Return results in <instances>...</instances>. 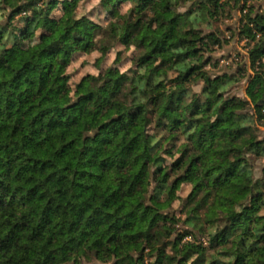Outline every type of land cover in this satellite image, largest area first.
<instances>
[{
  "label": "clouds",
  "instance_id": "clouds-1",
  "mask_svg": "<svg viewBox=\"0 0 264 264\" xmlns=\"http://www.w3.org/2000/svg\"><path fill=\"white\" fill-rule=\"evenodd\" d=\"M65 3L72 5L68 11H64ZM218 4L217 11V0H154L152 6L140 12L139 0H123L118 8L108 0H57L56 7L51 10L49 0H0V26L7 23L13 8L20 5L25 6L26 10L15 17L13 24L34 15L39 16L40 20H57L49 43L59 41L77 22L89 28L95 26L91 38L83 37L86 43L74 48L66 60V66L58 73L65 82L58 98L59 106L67 108L75 105L88 92L104 88L110 82V74H114L117 80L124 78L120 81L123 87L119 93L104 98L102 104L89 103L88 115L91 118L85 119L82 126L78 127L73 140L80 141L79 151L89 142L95 141L101 124L110 125L123 115L120 126L130 130L127 135L114 138L106 149L113 159L105 157V160L107 163L115 162L118 166L120 161L116 158L122 143L133 136L148 137L146 142L142 141L133 159L143 161L149 155L153 158L159 156L164 163L153 162L149 167L148 179L141 194L146 204L151 203L146 198L156 188L152 173L157 167L169 172L170 188L172 181L185 174L183 168L172 173V165L181 159L186 150L188 154L199 153L197 142L202 145L209 139L202 132H211L215 137L209 154L204 157L206 163L198 173L203 177L204 185H211L209 215L202 217L199 226L184 224L187 219L183 214L184 202L198 181L180 183L174 196L168 197L161 209L174 215L178 222L176 230L171 235L162 236L156 247L167 242L166 254L175 259L183 255L185 246L196 248L202 245L207 249L211 239L228 226V218L241 214L244 207L251 204L252 192L247 189L255 191L253 186L257 182L264 183V119L261 118L264 107L257 111L256 104L260 102V97L253 100L248 92L250 81L257 74L264 79V58L253 63L251 55L258 45L264 48V33L256 27L258 21H264V0H218ZM109 11H115L116 14L110 16ZM138 20H141L143 27L125 41L123 37L126 31L131 30ZM19 27H23V23ZM33 28L29 40H20L26 46L23 54H16L13 62L5 63V68L0 69V84L9 83L12 75L24 64L36 65L39 62L41 50L47 47L41 39L46 29L40 25H33ZM165 34L172 37L165 45L167 51L161 55L154 54V59L141 63V57L151 51L153 42H161ZM78 35L79 31L72 32L70 38ZM13 40L14 37L9 34L0 39V60H4L6 53L12 51ZM217 78L222 82L213 87L210 82ZM85 84L83 90L78 87ZM97 97H100L98 91ZM233 98L245 106H233L229 112L223 113L222 109ZM153 100L156 103H152ZM164 107L176 108L173 116L184 122L179 131L169 133L157 128L156 120ZM137 109H141L142 114H137L133 119L132 113ZM222 116L226 120L229 116L231 119L219 128L209 127L216 125ZM126 121H132V124H126ZM171 123L168 117L161 120L162 125ZM241 129L247 131L233 140V134ZM220 131L227 133L222 139ZM172 135L176 136L175 140L171 138ZM158 144L162 147L156 151ZM165 149L171 151V155L166 154ZM237 161H241L237 176L227 177L225 172L224 176H220L225 187L220 188L214 183L215 177ZM209 169L214 174L211 180L204 176ZM131 170L132 165L129 164L124 172L127 174ZM123 182L118 173L110 174L100 187L101 195L114 191ZM27 211L22 209L17 215ZM257 216L261 223L253 226L250 235L243 231L236 233L227 246L222 245L216 250L207 264H211L212 259L219 261V264H234L238 255H247L253 247L257 251L247 256L246 264H264V242L257 243L258 236L264 234L259 231L264 227V209ZM184 228L192 229L193 235L185 236L180 248L176 249L172 244ZM201 228L203 231H200ZM142 230L146 231L147 225ZM145 250L150 255L145 258L144 264H156L155 253L147 247ZM85 252L88 257L93 256L87 248ZM138 255L137 248H122L119 257L113 254L110 258L106 255L105 259L106 264H113V261L127 256L135 260ZM199 259L200 253L193 252L185 264H196ZM63 264H88V261L78 250L75 254L69 253ZM92 264L101 262L93 260Z\"/></svg>",
  "mask_w": 264,
  "mask_h": 264
},
{
  "label": "trees",
  "instance_id": "trees-1",
  "mask_svg": "<svg viewBox=\"0 0 264 264\" xmlns=\"http://www.w3.org/2000/svg\"><path fill=\"white\" fill-rule=\"evenodd\" d=\"M56 2L57 0H49L50 10ZM108 2L118 8L123 0ZM153 4L154 0H139L140 12ZM71 7L72 5L66 4L64 11ZM25 10L23 5L14 7L7 23L0 26V39L5 34L14 37L13 49L6 53L4 60H0V69L5 68V63L13 62L16 54H23L26 46L20 40L31 38L33 25L46 29L41 39L47 47L41 50L36 65L24 64L12 75L9 83L0 84V264H63L69 253L75 254L78 250L86 256L88 264H92L93 260L106 264V255L108 258L113 254L119 257L122 248H137L139 255L135 260L130 256L117 259L113 264H144L145 258L150 255L145 250L146 247L155 253L156 264H185L193 252L200 253L196 264H207L216 250L222 245L227 246L236 233L243 231L250 235L253 226L260 225L257 213L264 209V183L257 182L253 186L255 191L247 189L252 192L251 204L245 206L241 214L228 218V226L211 239L207 249L202 245L196 248L185 246L183 255L175 259L166 254L167 242L156 247L162 236L171 235L176 230V217L161 209L167 198L174 196L180 183L198 181L196 188L184 202L183 214L187 216L184 224L199 226L202 217L209 215L211 185H204V179L198 173L206 163L204 157L209 154L215 137L211 132H202L209 139L202 145L197 142L199 153L188 154L186 150L181 159L172 165V173L183 168L185 174L172 181L170 188L169 172L157 167L152 173L156 188L146 198L151 203L146 204L141 194L148 179L149 167L153 162L164 163L159 156L153 158L149 155L143 161L133 159L141 148L142 141L146 142L148 137L133 136L122 143L116 158L120 161L118 166L115 162L107 163L105 160V157L113 159L106 149L114 138L127 135L130 130L120 126L119 121L124 120L123 115L110 125L101 124L95 141L89 142L79 151L80 141L73 140L78 127L82 126L85 119L91 118L88 115L89 103L102 104L104 98H110L112 93H119L123 87L120 81L124 78L117 80L114 74H110V82L104 88L88 92L75 105L67 108L59 106L58 98L64 90L65 82L58 73L66 66V60L74 48L86 43L83 37L91 38L96 30L95 26L89 28L77 22L59 41L49 43L58 21L46 18L40 20L39 16L34 15L13 24L15 17ZM115 14V11H109L110 16ZM141 20L126 31L123 37L125 41L130 39L133 32L143 27ZM20 23H23V27H19ZM256 27L264 33V21H258ZM9 29L12 31L9 32ZM77 31L80 35L70 38V34ZM171 39L170 34H165L161 42H153L151 51L141 57L140 62L144 63L154 59L155 55L164 54L167 51L165 45ZM251 55L255 63L264 58V48L258 45ZM221 82L217 78L210 83L215 87ZM53 84L56 85L55 88L52 87ZM78 87L83 90L86 84ZM97 91L100 93L99 98ZM248 92L253 100L260 97V102L256 104L259 111L264 107V96H261L264 93V79L259 74L250 81ZM151 102L156 103L155 100ZM237 105L245 106L233 98L222 112L227 113ZM175 111V107L163 108L156 120L159 130L169 133L179 131L184 122L173 116ZM137 114H142V110L137 109L132 113L133 119ZM164 117H168L172 123L162 125ZM261 118L264 119V115ZM230 119V116L227 120L222 116L216 125L209 127L219 128ZM126 124H132V121H126ZM245 131L247 130L241 129L233 134V140L238 139ZM226 134L225 131L219 132L221 139ZM171 138L175 140L176 136L172 135ZM161 147L158 144L155 150L158 151ZM165 152L171 155V151L165 149ZM129 164L132 165V170L125 174L124 169ZM240 165L241 161L229 165L215 177L214 183L224 188L225 182L220 180V176H224L226 172L227 177L235 178ZM112 173H118L124 182L117 185L114 191L101 195L100 187ZM212 175L211 169L204 173L210 180ZM22 209L28 211L18 216L17 213ZM145 225L147 230L143 231ZM259 231L264 232V227ZM187 235H193V230L184 228L180 231L172 246L179 249L181 241ZM262 242L264 234H260L257 239V243ZM86 248L93 256H87ZM255 251L257 249L253 247L247 255H238L234 264H246L247 256ZM211 264H219V261L212 259Z\"/></svg>",
  "mask_w": 264,
  "mask_h": 264
},
{
  "label": "rangeland",
  "instance_id": "rangeland-1",
  "mask_svg": "<svg viewBox=\"0 0 264 264\" xmlns=\"http://www.w3.org/2000/svg\"><path fill=\"white\" fill-rule=\"evenodd\" d=\"M57 3V2H56ZM56 3L53 5L52 8H55L56 7ZM67 3H65L64 7L66 6ZM186 184V183H185Z\"/></svg>",
  "mask_w": 264,
  "mask_h": 264
}]
</instances>
